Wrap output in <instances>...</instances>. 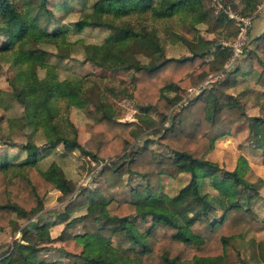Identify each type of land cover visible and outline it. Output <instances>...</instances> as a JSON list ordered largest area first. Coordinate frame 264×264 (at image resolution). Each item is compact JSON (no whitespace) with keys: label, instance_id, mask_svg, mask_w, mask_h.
I'll return each mask as SVG.
<instances>
[{"label":"trees","instance_id":"1","mask_svg":"<svg viewBox=\"0 0 264 264\" xmlns=\"http://www.w3.org/2000/svg\"><path fill=\"white\" fill-rule=\"evenodd\" d=\"M47 1L0 0V56L9 61L10 67L20 71L30 68L35 76L32 102L19 118L24 125L42 132L45 152L60 144L68 150L78 149L101 163L95 175L103 180L106 188L123 184L124 174L138 175L144 179V185L129 200L94 199L87 195L85 186L74 189L55 162L41 168L38 164L43 154L32 143L23 145L27 154L20 160L11 161L7 152L0 154V227L9 222L14 212L30 216L42 211V199L53 188L72 193L61 212L64 217L86 204V211L72 220H79L83 231L70 235L64 230L56 237L74 239L81 246L78 252L61 248L64 259L38 258L37 254L47 248L44 243H49L52 237L45 223L34 221L30 228H21L13 250L0 256V264H112L103 245H112L115 256L133 260L134 264H225L228 246L234 238L242 237L247 230L257 231L261 223L243 201L227 203L224 198L220 201L204 189L205 179L208 181L215 174L222 178L229 174L238 188L237 197L256 192L255 183L238 177L233 171L220 170L204 156L213 148L215 139L229 134L243 119L238 102L231 97L219 100L201 89L175 110L169 124L158 134L153 136L150 131L143 134L152 136L170 154L145 145L126 150L145 126L112 116L113 106L104 89L89 83L85 77H59L56 66L46 60L51 52L38 45L43 42L70 44L69 35L80 33L89 24L114 29L118 32L114 40L84 42L82 60L100 68L126 71L127 93L134 104L140 110L165 116L167 105L187 95L192 77L211 72V62L203 57L205 53L212 51L222 61L230 53L229 47L197 35L192 28L194 23L213 16L214 9L208 10L204 0H92L91 10L102 17L99 22L90 20L87 12L65 22L48 7ZM259 1L221 0L222 11L215 18L221 27L212 28L216 36L230 40L238 32V21L226 11L229 3L239 14L250 16ZM55 5L66 11L73 7L72 0L56 1ZM143 13H149L154 19L177 14L183 22L187 19L178 26L190 53L162 56L163 46L155 30L144 21L135 25L129 20ZM247 28V43L254 42L255 48L245 45L240 56L253 58L257 53L264 54V29L250 39L249 25ZM127 35H142L143 41L134 43ZM144 49H150L147 61L136 57ZM38 68L44 69L42 76ZM255 82L262 87V98L259 114L250 118L249 126L252 130L253 124L257 126L253 136L260 146L264 133L263 69ZM166 90L174 94L167 95ZM11 96L15 98L13 91ZM88 104L93 105V120L85 123L89 134L82 146L76 140L77 130L69 111L72 107L84 109ZM183 172L189 173V179L174 196H190L196 205L195 209L185 205V215L167 205L159 194L161 176L171 178ZM217 211L220 213L215 215ZM141 222H145L142 229ZM239 264L245 262L240 259Z\"/></svg>","mask_w":264,"mask_h":264},{"label":"rangeland","instance_id":"2","mask_svg":"<svg viewBox=\"0 0 264 264\" xmlns=\"http://www.w3.org/2000/svg\"><path fill=\"white\" fill-rule=\"evenodd\" d=\"M56 1L60 0H48V7L65 22L80 18L83 12H87L93 22H99L102 19L98 13L91 10L90 2L92 0H72L73 7L70 11H66L60 5H55ZM263 2L264 0H260L256 9ZM222 3L221 0H204L208 10L214 9L213 16L207 21L194 23L192 28L197 35L230 47L229 43L236 39L238 33L233 39L224 40L222 37H217L212 29L221 27L218 26L220 24L217 25L215 18L222 11ZM228 5L227 13L234 17L238 23V18L250 17L239 14L230 3ZM129 20L135 25L139 21H144L147 23V27L155 30L163 46L162 56H180L190 53L189 45L183 39L181 29L178 26L183 22L178 14L168 16V18L154 19L149 13H143L139 16H131ZM186 21L187 19L182 24H185ZM127 37L133 42L140 43L143 41L142 35H127ZM116 38H118V32L114 29L111 28L110 30L89 24L85 25L80 33L69 35L70 44L61 42L59 45H54L43 42L38 45L51 52L46 60L56 66L59 77L72 79L85 77L89 83L104 89L108 101L113 106L112 116L122 119V121H138L145 126L144 131L127 146L126 150L138 145H145L162 154H170V151L163 145L153 141L152 136L143 134L149 131L153 136L158 134L157 132L169 124L175 110H179L181 105L201 89L215 95L219 100H225L226 97L235 99L244 115L243 119L231 128L229 134L215 139L213 148L204 156L215 162L220 170L233 171L238 177L255 183L256 192L237 197L238 188L229 174H224L223 178L221 175L215 174L210 180L205 179L204 189L215 195L220 201L224 199L227 203L243 201L246 206L254 211L256 218L261 222L257 231L247 230L242 237L234 238L228 246V257L225 264H239L240 259L245 264H264V133L262 144L259 146L257 145L259 141H255L253 136L257 126L253 124V130L249 126L252 122L250 118L259 114L262 87L255 81L259 72L264 70V54L257 53L253 58L244 54L234 57L231 56L229 49L230 53L222 61V57H214L211 50V52L205 53L203 57L211 62V72L192 77L190 87L187 88V95L167 105L165 116H162L150 110H140L128 97L127 89L129 87L127 86L128 74L126 71L104 69L95 66L88 60H82L84 42L100 43L103 39L111 41ZM246 47L255 48L254 42L246 43ZM55 52L63 55V57H59ZM148 52L150 49H144L136 57L147 61L149 59ZM0 61V89L3 90L0 92V154L7 152L11 161L20 160L27 154L26 150L22 149L23 145L28 142L32 143L43 154L38 164L41 168L55 162L59 165L60 174L64 175L65 179L74 185V189L85 186L87 195L93 196L94 199L111 197L129 200L134 196L136 190L143 187L144 179L135 174H124L122 176L123 184L106 188L103 180L95 175V171L101 166V163L98 164L89 155L78 149L68 150L57 144L55 148L45 152L46 146L42 132L30 125H24L19 118L22 111L28 108L32 102L35 76L33 72H30V68L20 71L13 66L10 67L9 61L4 56H0ZM37 71L40 76L44 74L42 68H38ZM12 91L14 92V99L11 96ZM166 94L173 95L174 93L172 90H166ZM92 108L93 105L88 104L84 109L72 107L69 111V117L77 130L76 140L82 146H84L83 142L89 134L85 129V123L93 120ZM106 161H111V159ZM188 179L189 173L187 172L178 173L177 176L171 178L161 176L159 179V194L162 199L166 201L167 205L176 208L183 215H185V205L189 204L190 209L196 208L195 202L190 196L186 195L180 198L174 196ZM71 194H65L60 189L53 188L42 199V211L30 214V216H23L18 212L12 213L9 222L0 227V256L13 250L14 241L21 236V228L31 226L34 221L45 223L46 231L52 237L49 243H44L47 244V248L37 254L38 258L46 261L64 259L61 257L63 252L61 248L66 251L78 252L81 246L74 239L58 240L56 238L64 230L70 235L83 231L81 229L82 223L79 220H72L86 211V204L67 217L61 213ZM219 213L220 211H217L215 215ZM70 221L72 222L68 224ZM144 224L145 222H141L139 228H144ZM101 247L108 252L112 264H134L133 260L115 256V248L112 245Z\"/></svg>","mask_w":264,"mask_h":264},{"label":"built area","instance_id":"3","mask_svg":"<svg viewBox=\"0 0 264 264\" xmlns=\"http://www.w3.org/2000/svg\"><path fill=\"white\" fill-rule=\"evenodd\" d=\"M263 7H264V2L258 6V8L255 10L253 14L263 9ZM253 14L250 15V17L248 18H243V17L238 18L239 25L237 27L238 28L237 37L233 42L229 43L230 47L228 46L229 49L231 50V56L239 57L241 53H243V48L247 43V37H248L247 27L248 25H250L252 21Z\"/></svg>","mask_w":264,"mask_h":264},{"label":"crops","instance_id":"4","mask_svg":"<svg viewBox=\"0 0 264 264\" xmlns=\"http://www.w3.org/2000/svg\"><path fill=\"white\" fill-rule=\"evenodd\" d=\"M249 28L250 39L264 29V7L253 15Z\"/></svg>","mask_w":264,"mask_h":264}]
</instances>
